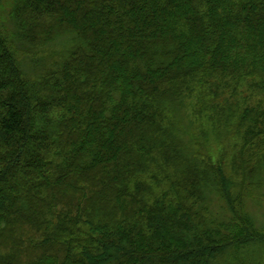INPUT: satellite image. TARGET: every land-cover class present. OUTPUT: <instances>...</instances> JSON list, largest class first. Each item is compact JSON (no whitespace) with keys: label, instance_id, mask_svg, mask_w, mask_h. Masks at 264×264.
Masks as SVG:
<instances>
[{"label":"trees","instance_id":"1","mask_svg":"<svg viewBox=\"0 0 264 264\" xmlns=\"http://www.w3.org/2000/svg\"><path fill=\"white\" fill-rule=\"evenodd\" d=\"M263 184L264 0H0V264H260Z\"/></svg>","mask_w":264,"mask_h":264},{"label":"rangeland","instance_id":"2","mask_svg":"<svg viewBox=\"0 0 264 264\" xmlns=\"http://www.w3.org/2000/svg\"><path fill=\"white\" fill-rule=\"evenodd\" d=\"M4 17L7 16L6 13H3ZM73 43V34H63L59 37L53 44L50 45L46 54L44 52H40L37 55L38 59H34V61L25 62V67L27 70L32 71L33 69H42V65L51 64L48 61H40V57H44L45 55L61 51L65 48V46ZM45 59H49V56ZM196 98H187L185 100L182 113L179 111H172L171 117L173 121H175L178 128L179 137L190 146H193L194 140H198L201 143L207 145L208 149H210V153L212 154L214 159H221L225 157L228 160V144L224 143L218 139L216 135V131L212 126L211 122L205 118H201L196 113ZM176 116V117H175ZM180 132V133H179ZM255 198H248L246 202V207L248 212L251 214L254 219L257 227L264 229V184L258 188L254 189ZM216 204H214V208H216ZM260 264H264V254L259 256L258 258Z\"/></svg>","mask_w":264,"mask_h":264}]
</instances>
